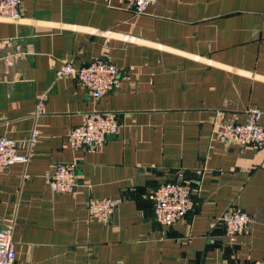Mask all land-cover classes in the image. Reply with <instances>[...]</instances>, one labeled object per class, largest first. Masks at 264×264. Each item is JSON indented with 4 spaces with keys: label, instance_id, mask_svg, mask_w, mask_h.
Wrapping results in <instances>:
<instances>
[{
    "label": "crops",
    "instance_id": "0c3cea01",
    "mask_svg": "<svg viewBox=\"0 0 264 264\" xmlns=\"http://www.w3.org/2000/svg\"><path fill=\"white\" fill-rule=\"evenodd\" d=\"M93 58L118 70L98 98L54 76L62 60ZM249 106L264 109V0H155L138 15L121 0H20L17 20L0 17V135H40L25 165L0 171L12 264H264V147L210 138L216 110L242 122ZM90 110L117 112V134L69 147ZM69 162L74 188L52 192L47 176ZM179 174L193 207L159 224L146 194ZM101 197L120 200L105 220L86 209ZM228 206L249 216L231 240L217 221Z\"/></svg>",
    "mask_w": 264,
    "mask_h": 264
},
{
    "label": "built area",
    "instance_id": "2783aa9c",
    "mask_svg": "<svg viewBox=\"0 0 264 264\" xmlns=\"http://www.w3.org/2000/svg\"><path fill=\"white\" fill-rule=\"evenodd\" d=\"M125 1L134 14H142L155 0H121ZM0 17L17 20L20 17V0H0ZM16 50L8 54L5 61L10 64L15 57L23 56ZM55 78L72 77L84 87L92 98L111 91L118 81V70L114 63L104 58H93L84 65L76 66L72 59L59 62L54 71ZM42 96L36 103L33 116L36 118L42 112ZM242 122L223 119L221 111L216 110L211 120L210 138L221 143L250 145L253 148L264 147V109L249 106L244 110ZM119 114L115 111L90 110L83 116L81 124L72 127L65 135V142L71 148L99 147L109 136L117 134L119 129ZM40 133L36 125L23 140H14L0 135V171L6 166L18 162L25 165L33 153V147ZM20 150V152H18ZM48 187L52 192H71L75 186V164L58 163L47 176ZM194 189L190 182L178 175L172 181H165L151 187L146 198L151 202L154 220L162 225H174L179 222L194 204ZM118 198L101 197L87 200V213L98 220L108 219ZM217 221L222 225L225 235L232 237L241 232L249 221L248 214L236 206H228L218 216ZM11 223L0 230V264H12L15 249L11 240Z\"/></svg>",
    "mask_w": 264,
    "mask_h": 264
}]
</instances>
